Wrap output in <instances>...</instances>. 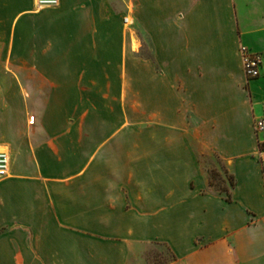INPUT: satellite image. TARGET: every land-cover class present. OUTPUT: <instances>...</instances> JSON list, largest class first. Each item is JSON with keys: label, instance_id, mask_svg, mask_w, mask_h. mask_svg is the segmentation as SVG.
Segmentation results:
<instances>
[{"label": "crops", "instance_id": "obj_1", "mask_svg": "<svg viewBox=\"0 0 264 264\" xmlns=\"http://www.w3.org/2000/svg\"><path fill=\"white\" fill-rule=\"evenodd\" d=\"M242 45L264 0H0V264H264Z\"/></svg>", "mask_w": 264, "mask_h": 264}, {"label": "built area", "instance_id": "obj_2", "mask_svg": "<svg viewBox=\"0 0 264 264\" xmlns=\"http://www.w3.org/2000/svg\"><path fill=\"white\" fill-rule=\"evenodd\" d=\"M60 0H36V6L38 8L52 7L59 5ZM244 72L248 80L258 78L262 74V68L264 65V53L252 51L246 45L240 47ZM264 96V92H263ZM34 121V117H30V122ZM255 128L257 132L264 131V117L257 118L255 120ZM11 166V155L8 150H0V177H6L9 175Z\"/></svg>", "mask_w": 264, "mask_h": 264}, {"label": "rangeland", "instance_id": "obj_3", "mask_svg": "<svg viewBox=\"0 0 264 264\" xmlns=\"http://www.w3.org/2000/svg\"><path fill=\"white\" fill-rule=\"evenodd\" d=\"M129 19L131 18L129 17ZM79 114L81 113H78V115ZM130 114H131L130 117L132 119V112H130ZM260 146H261V150L264 151V143H261ZM210 155H213V154H210ZM214 159L215 158L212 157V161H215ZM209 171H210L211 183L214 184L216 188L226 189L228 188L229 183L233 182L232 177L226 171L221 172L215 167H211Z\"/></svg>", "mask_w": 264, "mask_h": 264}]
</instances>
